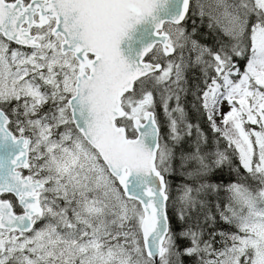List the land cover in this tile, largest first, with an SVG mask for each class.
<instances>
[{"label": "snow or ice", "instance_id": "6c2138e0", "mask_svg": "<svg viewBox=\"0 0 264 264\" xmlns=\"http://www.w3.org/2000/svg\"><path fill=\"white\" fill-rule=\"evenodd\" d=\"M186 257L264 264V0H0V264Z\"/></svg>", "mask_w": 264, "mask_h": 264}, {"label": "trees", "instance_id": "16d2710c", "mask_svg": "<svg viewBox=\"0 0 264 264\" xmlns=\"http://www.w3.org/2000/svg\"><path fill=\"white\" fill-rule=\"evenodd\" d=\"M190 27H191V22H189V28ZM206 32H207V30L205 28H201L200 29L201 35H198L197 39H200L201 43L211 45L214 42V37H213V35L211 33H207V35L205 36L204 34ZM241 67H243V61H241ZM192 100H193V97L189 94L187 96V102H188L189 112H190V114H191V116L193 118V122H196L197 120H201V122H203V120L199 116V114L196 113L194 109H192V107H191ZM158 111H159V109H158ZM203 129L207 133V135L211 138L213 134L211 132V129L208 127L207 123H203ZM224 176H225V178H227V168H225ZM166 179L171 181L172 187H173V189H175V186H176L177 183L180 182L181 177H180V175L178 173H176V174H173L171 176H166ZM173 224H174L175 227H177V228L179 227L178 223L175 221L174 218H173ZM224 227H227V225H224ZM185 264H191V261H189L187 257L185 258Z\"/></svg>", "mask_w": 264, "mask_h": 264}, {"label": "rangeland", "instance_id": "374dc122", "mask_svg": "<svg viewBox=\"0 0 264 264\" xmlns=\"http://www.w3.org/2000/svg\"><path fill=\"white\" fill-rule=\"evenodd\" d=\"M160 111V117H161V119L163 120V113H162V110H159ZM165 131H166V129H165Z\"/></svg>", "mask_w": 264, "mask_h": 264}]
</instances>
